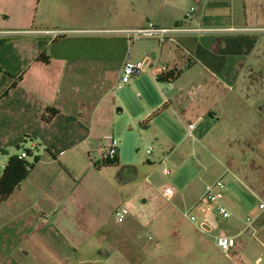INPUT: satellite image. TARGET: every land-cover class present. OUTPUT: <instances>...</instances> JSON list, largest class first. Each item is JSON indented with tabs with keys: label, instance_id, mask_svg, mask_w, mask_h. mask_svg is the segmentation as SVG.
Returning <instances> with one entry per match:
<instances>
[{
	"label": "crops",
	"instance_id": "1",
	"mask_svg": "<svg viewBox=\"0 0 264 264\" xmlns=\"http://www.w3.org/2000/svg\"><path fill=\"white\" fill-rule=\"evenodd\" d=\"M184 1L123 0L129 12L118 15L122 20L111 9L102 21V11L93 13L94 25L51 27V9L43 0H0V162L4 167L23 142L36 147L29 160L38 158L11 197L0 201V264H87L77 255L104 251L106 256L116 251V259L123 261V244L116 240L114 246L110 233L115 234V211L127 207L134 194L129 196L122 186L115 195L97 181L107 170L100 148L104 137L121 133L115 137L119 165L135 129L141 138L151 137L160 145L153 158H161L164 142L171 146L178 139L177 127L185 132L180 127L185 119L211 117L219 122L224 99L219 97L220 85L225 87V79L239 75L228 65L253 41L247 33L254 27L242 23L235 7L238 0H188L190 7ZM150 21L184 30L164 42L155 37L132 40L121 31ZM41 52L49 56V63L37 60ZM146 56L154 61L151 69L123 89L139 97L138 106L131 107L115 92V85L126 59ZM162 64L170 67L172 83L157 81ZM207 93L214 99L206 98L213 102L203 109L195 104V96L203 99ZM166 102L165 109L146 121ZM118 104L121 115L115 112ZM48 107L57 113L46 122ZM124 121L129 122L128 134L117 131ZM176 152L174 144L165 158L172 162ZM201 193L192 194L189 202L193 205ZM147 219L129 212L118 224L120 237L128 238L131 228L139 236L141 221L148 223ZM240 242L238 238L236 245Z\"/></svg>",
	"mask_w": 264,
	"mask_h": 264
},
{
	"label": "rangeland",
	"instance_id": "2",
	"mask_svg": "<svg viewBox=\"0 0 264 264\" xmlns=\"http://www.w3.org/2000/svg\"><path fill=\"white\" fill-rule=\"evenodd\" d=\"M106 1L109 0H43V3H48L51 9L48 21L51 27L94 25L93 13L102 11L103 17L98 15L102 21L111 9L115 18L122 20L118 15L129 12L123 0H113V4ZM238 3L235 7L241 11L242 23L254 27L247 33L253 41L247 47L242 46L235 63L228 65L234 66L239 75L236 80L225 79V87L220 85L219 97L224 99L219 105V122L211 117L185 119V125L180 126L185 128V134L177 127L178 139L174 144L179 152L172 162L165 155L174 144L169 146L164 142L161 158H153L160 145L154 139L149 140L151 137L143 139L135 129L130 143L123 139L126 141L124 162L107 165L105 174H98L97 181L107 184L115 195L122 186L129 196L134 194L127 207L132 216L148 217V223L140 220L143 227L139 236L131 228L128 238L125 234L121 238L118 224L122 222L115 219L112 230L115 234L110 233L113 237L110 242L114 246L116 240L123 244L127 254L124 252L122 262L116 259V251L109 256L105 251L104 255L98 252L90 253L91 256L77 255L80 260H86L87 264H102L105 260L108 264H264V211L260 207L264 202V0H238ZM183 5L190 7L191 2L185 0ZM113 70L116 74L118 62L113 64ZM115 86V92L128 106H138L137 95L123 91L125 85ZM201 95L195 96V104L204 109L213 102L206 98L214 99V96L207 93L201 99ZM118 107L121 104L115 112L121 115ZM190 123L194 124L191 133ZM117 127V131L128 134L129 122ZM119 136L121 133L117 132L115 137ZM97 160L102 161L99 157ZM0 167H3L1 162ZM219 177L226 185L223 201L234 214L224 220L216 212L221 227L226 224L240 230L243 224L236 218L260 213L255 220L256 232L252 229L243 232L238 237L241 242L229 252L222 251L211 237L200 233L184 214L192 205L190 196L203 193ZM165 185L174 188L170 199L163 194Z\"/></svg>",
	"mask_w": 264,
	"mask_h": 264
},
{
	"label": "built area",
	"instance_id": "3",
	"mask_svg": "<svg viewBox=\"0 0 264 264\" xmlns=\"http://www.w3.org/2000/svg\"><path fill=\"white\" fill-rule=\"evenodd\" d=\"M194 10V7L187 13V17L191 16V11ZM200 30L199 28H196ZM183 28L178 26L175 27H161L156 25L154 22H148L147 25L129 28L121 30L132 40H136L142 37H155L160 42H164L168 36L172 34L183 31ZM187 53V51L185 52ZM154 61L151 57H144L141 59H126L122 67V73L119 80V85H129L135 78L141 74L149 71L153 66ZM171 70L170 67L166 64L161 65V77L157 76V81L162 82L164 80L173 82V78L169 77ZM194 127L193 123H190L188 126L189 133H191L192 128ZM33 148V147H32ZM101 154L104 160H115L117 158L118 152V140L110 135L104 137L103 144H101ZM150 151V149H149ZM21 157H26L27 152L22 150L20 152ZM165 172H169L168 169ZM225 183L222 177L217 178L215 181L210 183L204 193L197 199V201L187 209L184 214L186 217L195 224L196 229L206 235L211 237L214 240L215 245L224 252H229L238 241L240 234L246 230L252 229L253 233L256 232L255 220L258 213L255 216H247L246 218H240V222L243 224L241 230H237L232 226L224 224L226 221H223L224 227L220 226V222L217 220L216 212L224 220H228L234 216L233 212L225 205L224 190ZM174 193V188L165 185L163 188V194L166 198H171ZM261 211H264V202L260 204ZM129 209L126 206H121L115 211V216L117 221L123 222L125 217L129 214ZM214 215V219H211V215Z\"/></svg>",
	"mask_w": 264,
	"mask_h": 264
},
{
	"label": "trees",
	"instance_id": "4",
	"mask_svg": "<svg viewBox=\"0 0 264 264\" xmlns=\"http://www.w3.org/2000/svg\"><path fill=\"white\" fill-rule=\"evenodd\" d=\"M64 35L58 36V38H63ZM38 61H42L44 63H49L50 58L45 52H41L37 56ZM1 69V68H0ZM15 86V83H13L8 89H6L2 96H5L9 93V91ZM167 102L164 103L160 108H158L156 111H154L146 121L150 120L154 116H156L158 113H160L163 109L167 107ZM57 113V109L53 107H48L45 111V114L43 115V119L46 122H49L52 120L53 116ZM17 149L19 150V153L10 155L8 157V160L3 168L0 167V201H6L8 200L11 195L14 193V191L19 187L20 183L27 177L32 167L37 162V157L34 156L33 161H30V157L33 156L34 152L36 151V147H27L25 145V142L21 143L17 146ZM24 150L27 152L26 157H21L20 152ZM117 158L115 160H103V165H111V164H117Z\"/></svg>",
	"mask_w": 264,
	"mask_h": 264
},
{
	"label": "water",
	"instance_id": "5",
	"mask_svg": "<svg viewBox=\"0 0 264 264\" xmlns=\"http://www.w3.org/2000/svg\"><path fill=\"white\" fill-rule=\"evenodd\" d=\"M210 217H211L212 220L214 219V215L213 214Z\"/></svg>",
	"mask_w": 264,
	"mask_h": 264
}]
</instances>
